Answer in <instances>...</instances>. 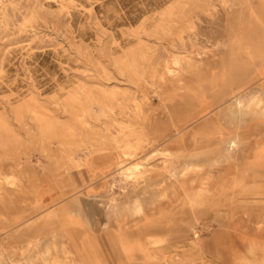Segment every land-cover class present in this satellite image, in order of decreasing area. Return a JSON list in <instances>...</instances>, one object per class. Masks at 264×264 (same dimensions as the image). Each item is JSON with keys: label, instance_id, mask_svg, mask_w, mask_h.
<instances>
[{"label": "rangeland", "instance_id": "obj_1", "mask_svg": "<svg viewBox=\"0 0 264 264\" xmlns=\"http://www.w3.org/2000/svg\"><path fill=\"white\" fill-rule=\"evenodd\" d=\"M174 1L0 0V173L33 176V188L0 186V264H29L30 254L34 264H85L72 238L77 229L87 230L88 221L100 229L95 238L100 241L109 231L132 236L135 224H146L143 213L105 216L108 196H115L120 207L134 200L132 193H123L134 180L124 181L120 172L142 163L152 178L179 172L187 162L202 170L171 177L174 190L167 193L169 200H157L162 208L153 211L154 218L166 216L159 211L178 198L204 202L205 216L196 224L187 221L188 215L178 217L184 219L179 233L173 221L162 224L165 216L143 227L170 229L167 234L176 240L197 241L195 264H264L257 246H264V231H256L245 207L264 205V187L234 181L221 196L220 177L228 170L232 176L236 163L234 170L219 157H205L210 147L195 132V121L176 130L173 114L197 106L191 92L211 69L227 81L236 55L246 68L264 58L260 0H212L208 9L203 2L182 0L171 16H160ZM172 54L200 57L205 66L200 75L185 72L176 79L163 67V80L150 79L159 60L175 68ZM32 110L50 127L40 129ZM238 119L228 123L240 127L244 121ZM120 123L134 130L121 129ZM143 127L166 130L168 140L126 148L125 140L134 143ZM106 155L115 161L111 166L105 160L96 166L81 161ZM98 201L104 203L100 209ZM90 205L96 208L93 214ZM225 205L238 211L220 215Z\"/></svg>", "mask_w": 264, "mask_h": 264}, {"label": "bare ground", "instance_id": "obj_2", "mask_svg": "<svg viewBox=\"0 0 264 264\" xmlns=\"http://www.w3.org/2000/svg\"><path fill=\"white\" fill-rule=\"evenodd\" d=\"M182 0H175L170 6H168L166 9H164L160 16H171L174 13V8L178 6L181 3ZM199 2H203V4L206 5L207 9L213 6L212 0H197ZM221 3H228V0H219ZM259 7L262 9L260 11V17L264 19V0L259 1ZM161 26H158L155 30L160 29ZM144 26L141 25L139 29L143 30ZM162 28V27H161ZM190 30H192V26H190ZM263 34L264 32L261 31ZM181 55V54H179ZM200 54L198 53L197 56ZM236 54H233V56ZM234 59V58H233ZM230 58V60H233ZM203 59L200 57H191L186 56L184 58L178 57L174 54L171 56V64L175 66V68L170 67L167 65L166 62L159 60L158 63H156V67L153 68V73L150 75V79L153 80H163V75H161L159 69H162L163 67L166 69L167 75L176 78L182 77V75L185 72L195 74L196 76L199 74V71L201 68H203L205 65L202 64ZM211 61V60H210ZM212 66V65H211ZM213 67V66H212ZM129 69L130 66H129ZM209 69L210 65H209ZM246 69L245 62L242 61L240 57L236 55V59L233 62V66L228 71V77L229 80L221 79V81L215 76V73L211 72L210 74L206 75L205 81L198 83L196 85L193 92H191V98L192 102L196 103L197 106L192 107L189 111H183L175 110L173 114H175V118H177V123L175 127L177 129H184L187 125V123L194 120L195 111L197 108H199V103L201 100L205 99H212L216 101L223 102L226 104V117L229 119L237 118L239 117H256L259 115L260 112H264V93L259 88H252L246 92H242L244 84L243 79V71ZM198 73V74H197ZM200 75V74H199ZM223 78L222 76H220ZM231 77V79H230ZM182 81V80H179ZM258 110V112H257ZM32 113L37 116L38 122H39V128H49L50 126L47 125V127L43 124L44 122L41 121V119L38 117V111L32 110ZM190 123V124H191ZM189 124V125H190ZM194 123H192L193 125ZM211 124H213L211 121H206L203 123V127L198 129L196 131L197 134L203 135H211L212 138H207L205 140L206 146L210 149H205L204 154L205 157H214L219 156V159L222 161H229L232 157V151L235 147H237L238 142L234 138H218L214 136L217 134L216 128ZM121 129H127V130H134L132 125L129 124H119ZM149 129V127H148ZM147 127H143L140 130V133L137 135L136 140L134 143L130 140H125V146L126 148H132V149H139L142 146L145 145H151L154 143H162L165 142L167 138L164 129H159L158 127H152L150 130H148ZM180 133V132H179ZM194 134V133H193ZM188 135H190V132L188 131ZM191 136V135H190ZM213 145H218V147L211 148ZM223 152L219 155V152ZM197 154V152L195 153ZM127 155V154H125ZM201 155V152L198 153V156ZM202 156V155H201ZM102 160H105L108 162V166H111L114 164V159L110 155L102 156V157H94L89 158L86 157L85 159H82L85 163V165H93L96 166L97 163L102 162ZM210 162L218 161L216 159H212ZM215 163V162H214ZM117 164H115L116 166ZM141 166H144L142 163H133L131 167L126 168L124 171H121L122 179L124 181L134 180L132 184L125 186V190L129 189V191H125L123 193H126L128 196V193H132L134 196V200L132 203H126L122 205V207L119 206L118 200L115 198V196H108L106 204L103 202L98 201V209L101 208V204H104L106 206L105 216L110 218L109 216L118 214H131L136 216V214H142V219L146 224L143 223H137L135 224V233L134 235H119L120 230L116 232H112L113 236L110 242V245L112 247V252L115 255V258H122L123 260H128L132 258V261L136 264H151L154 261H161L165 263L164 258L167 254V252H174L173 249H168L166 246L170 245V243H173L176 240L175 235L171 236L169 234H162L161 232L156 229L153 230H147V228H144L145 226L151 225L150 223L154 225H157L159 220L163 219L165 215L160 218H154V212L155 210H159L162 207H159L157 205V200L161 199H168V194L171 190H174V186H171L173 184H170L169 180L171 177H174L177 174H180L181 176L186 177L187 174L190 173V171H193V168H197L199 171L202 170V166H197L195 164H188L185 163L182 165V170L177 171H168V174H158V176H154L152 178H149L148 169L146 166L141 169ZM195 166V167H193ZM20 166H18L19 169ZM120 171V170H119ZM195 171V170H194ZM32 177L33 176H27L22 175L21 177L11 174V175H3L0 173V186L2 184H8L15 187H19L21 189H25L26 187L33 188L32 185ZM225 182V181H224ZM194 183V182H193ZM102 184L98 185L96 189L100 190L102 189ZM113 189V184L109 187V192ZM168 189V190H167ZM229 186L227 183H222L219 187L220 195H227ZM124 190V189H123ZM2 191V188L0 187V193ZM190 192H192L195 195V188L189 189ZM5 192V191H4ZM174 194V193H173ZM167 196V197H166ZM93 201H96V199L93 197ZM227 201V200H226ZM262 201V200H261ZM118 203V204H117ZM165 207L161 209L159 212H166V216L164 218V221L167 222L168 219L172 222V224H175L177 226V229L179 227V223L181 219L179 220V216L185 214H189L187 221H189L190 224H196L197 221L202 220V218L205 216V211L203 212L201 208L203 206H206L204 202H196V201H189L186 202L182 198H178L177 202H167L164 204ZM104 206V208H105ZM35 207L37 208L38 205L36 204ZM246 210H248V214L252 212V217H254L256 221V231H264V205L262 204H251V205H245ZM244 207V208H245ZM252 207V208H251ZM256 207V208H254ZM90 214H93L94 210H96L95 206L90 205ZM251 211V212H250ZM251 215V214H250ZM173 216V217H172ZM137 219V218H135ZM140 220V219H138ZM178 221V222H177ZM89 222V221H88ZM115 222H118V219L116 217ZM162 222V221H161ZM165 222L162 224L165 226ZM144 226V227H143ZM156 228V227H155ZM154 228V229H155ZM75 237L72 238L73 244H78L81 242L82 235L74 234ZM179 237V236H178ZM180 238V237H179ZM261 244V243H260ZM258 244L257 246L261 249V253L264 255V246H261ZM256 246H254L255 248ZM153 248H157L156 250ZM81 249V246H80ZM81 252L84 253V251L81 250ZM23 254V252L21 253ZM172 254V253H171ZM35 254H30L28 256L29 264H34L33 258ZM264 258V257H263ZM177 261V262H176ZM170 263H178V264H186V261L176 259L175 261L171 260ZM12 264L11 262H9ZM262 263H264V259L262 260ZM53 264H63V263H55ZM247 264H251V262H248Z\"/></svg>", "mask_w": 264, "mask_h": 264}, {"label": "crops", "instance_id": "obj_3", "mask_svg": "<svg viewBox=\"0 0 264 264\" xmlns=\"http://www.w3.org/2000/svg\"><path fill=\"white\" fill-rule=\"evenodd\" d=\"M242 73L243 77L241 79H243L246 83L243 86L242 92H246L252 88H259L264 93V58L248 65L245 71H243ZM225 105L226 104H224L223 102L213 100V98H207L199 103L200 107L197 108L194 115L195 132L203 127L202 125L204 122L211 121L213 123L211 124V126L213 125L217 131V134H215L214 136L226 139L234 138L238 142L237 147H235L232 151V154H239L237 160L233 162L230 160L223 161L225 167L229 169L233 168L231 166L236 163V166H234V168L238 167L237 171L235 172L234 170L236 169L233 168L234 172H232V176H230L229 170L226 171L227 174H223L220 177L221 181L219 183L222 184L226 182L227 185H231L234 181H238L239 183L245 185L264 187V112H260L256 117H241L244 122L241 123L240 127L235 126V124L231 125V127L228 122L230 120L236 121L238 117L235 119L227 118L225 113ZM207 138H212V136L205 135L204 141ZM214 157L219 156L216 155ZM194 164L197 165V163ZM236 211H238V208H234L230 205H225L219 210V214L220 212H228L234 215L236 214ZM185 216H187V214L183 213V215H181V218H185ZM183 220L184 219H182L179 223L177 233L184 231L182 230L183 226L180 225ZM170 223L171 221L168 219L167 224H169V226ZM84 227L87 230H84L82 232V230L77 229L75 232L76 234L82 235L81 242H79L78 245L79 247L81 246V250L84 251V253L82 252V255L86 256L85 264H136L134 263V261H132V258L128 260L115 258V255L112 252V247L110 245V238H112L113 236L112 232H116L118 230L109 231L104 236H102L103 240L100 241L95 239L97 236L96 234L99 233L100 229L90 224V222H88L87 224L85 223L83 225V228ZM164 229L165 228H163L161 231L162 234L170 233V229L167 231ZM181 242H183L184 244H182ZM197 247L198 244L195 240L193 241L190 239L185 241L184 238L182 240H175L173 243H170V245L166 246V248L168 249H173L174 252H167V254H165L166 256L162 258L165 259V263L161 262V264H171L169 261H175L176 259H178V261L184 260L186 261V264H195L197 257H193L192 255L196 254V251L194 249H197ZM210 247L213 248L215 246ZM178 249H181V251H178Z\"/></svg>", "mask_w": 264, "mask_h": 264}]
</instances>
